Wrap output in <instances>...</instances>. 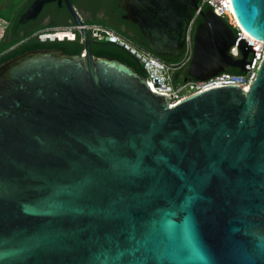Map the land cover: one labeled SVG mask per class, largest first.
Listing matches in <instances>:
<instances>
[{
	"label": "water",
	"instance_id": "95a60500",
	"mask_svg": "<svg viewBox=\"0 0 264 264\" xmlns=\"http://www.w3.org/2000/svg\"><path fill=\"white\" fill-rule=\"evenodd\" d=\"M199 2L119 6L154 53L178 57ZM231 2L264 40V0ZM201 17L187 74L246 72V39L235 58L232 26L211 8ZM81 34L85 54L0 64V264H264V58L249 90L216 86L171 107L147 68L95 55Z\"/></svg>",
	"mask_w": 264,
	"mask_h": 264
},
{
	"label": "flooded vegetation",
	"instance_id": "af4514ba",
	"mask_svg": "<svg viewBox=\"0 0 264 264\" xmlns=\"http://www.w3.org/2000/svg\"><path fill=\"white\" fill-rule=\"evenodd\" d=\"M35 1L0 0V58L17 57L25 52L40 49H59L66 53L74 51L76 54H85V39L81 34L82 27L88 31L93 51L98 45V39L93 37L89 27L99 25L107 28L102 24L91 23V20L99 18L114 22L118 27L124 30L130 29L134 33V30L128 25L132 22L124 18L126 12L119 6V2L120 9L114 13L106 7H100L97 10L92 8L93 4L99 0H71L75 11L83 19V24L79 23L71 12L66 0L48 1L36 17L21 22L22 16ZM3 13H9V15L4 16ZM51 33L56 39L49 36ZM53 42H56L57 45L47 46ZM184 79L192 80L193 78L187 74Z\"/></svg>",
	"mask_w": 264,
	"mask_h": 264
},
{
	"label": "built area",
	"instance_id": "2783aa9c",
	"mask_svg": "<svg viewBox=\"0 0 264 264\" xmlns=\"http://www.w3.org/2000/svg\"><path fill=\"white\" fill-rule=\"evenodd\" d=\"M211 8L217 15L226 19L232 28L237 30V41L230 48V53L235 58L241 57L239 42L241 39H246L247 44L252 47L253 54H250L248 63L246 64V72L234 73L225 71L205 80H187L184 83H176L174 74L183 67L190 64L194 55V36L195 26L198 23L204 9ZM93 37L98 40H110L119 43L121 46L128 48L147 68L150 77L147 79L151 83V88L156 92L168 94L171 100L170 106L181 102L184 98L191 94H195L216 86L235 84L249 90L251 84L256 78L257 70L264 58V40H259L251 34L245 32L244 28L239 23L235 14L231 0H200L199 6L193 12L192 19L188 26L186 34L185 48L182 52V57L179 62L169 63L162 60L152 50L142 49L132 44L127 38L119 35L113 29L105 28L99 25L89 27ZM52 39L54 34H49ZM64 38V37H63ZM61 38V39H63Z\"/></svg>",
	"mask_w": 264,
	"mask_h": 264
},
{
	"label": "trees",
	"instance_id": "16d2710c",
	"mask_svg": "<svg viewBox=\"0 0 264 264\" xmlns=\"http://www.w3.org/2000/svg\"><path fill=\"white\" fill-rule=\"evenodd\" d=\"M118 2H119V0H99L97 3L93 4L92 8L97 10L100 7H106L110 11L116 13L117 10L120 9L118 6ZM207 9H208V7H206L204 10H207ZM3 15L8 16L9 13H3ZM224 20L227 21L226 19H224ZM201 21H202V17L199 18V21L196 24V26H198V24ZM91 23L102 24V25L106 26L107 28L114 29V31H117L118 33L123 35L125 38L129 39V41L132 44H134L135 46L142 48V49L151 50L147 40L142 36L140 30H138L137 26L132 24V23H128V25L130 26L131 29L134 30V33H132L130 29L124 30L121 27H118L114 22L105 21L101 18L96 19V20H91ZM196 26H195V31H196ZM234 31H235V33H237L236 29H234ZM97 41H98V45L93 50V53L95 55H97V56H108L111 58L116 57L122 61L128 62L130 65L135 66L137 68V70L141 73L143 71H145L144 66L141 63V61L128 48H126L124 46H120L117 43L112 42L110 40H97ZM56 45H57L56 42L47 44L48 47H53ZM67 53L76 54L74 51H69ZM157 56H159L162 60L169 62V63L179 62L181 60V57H182V55H180L178 57L167 56V55H164V56L163 55H157ZM12 58H14V57L8 56L5 58H0V64L4 63V62H6ZM188 66H189V64L186 67L180 68L175 72L174 78H175V82L177 84L182 83L179 81L180 76L184 77L185 75H187ZM228 71L234 72V73H241L240 70L236 69V68H229ZM184 81H185V79H184ZM184 81H183V83H184Z\"/></svg>",
	"mask_w": 264,
	"mask_h": 264
},
{
	"label": "rangeland",
	"instance_id": "374dc122",
	"mask_svg": "<svg viewBox=\"0 0 264 264\" xmlns=\"http://www.w3.org/2000/svg\"><path fill=\"white\" fill-rule=\"evenodd\" d=\"M179 81L183 83V81H184V77H183V76H180V77H179ZM184 82H185V81H184Z\"/></svg>",
	"mask_w": 264,
	"mask_h": 264
},
{
	"label": "bare ground",
	"instance_id": "6f19581e",
	"mask_svg": "<svg viewBox=\"0 0 264 264\" xmlns=\"http://www.w3.org/2000/svg\"><path fill=\"white\" fill-rule=\"evenodd\" d=\"M245 30V29H244ZM245 32H247L246 30H245ZM248 33V32H247ZM158 55V54H157Z\"/></svg>",
	"mask_w": 264,
	"mask_h": 264
}]
</instances>
